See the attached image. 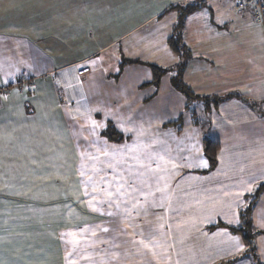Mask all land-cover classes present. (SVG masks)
<instances>
[{
	"label": "crops",
	"instance_id": "crops-1",
	"mask_svg": "<svg viewBox=\"0 0 264 264\" xmlns=\"http://www.w3.org/2000/svg\"><path fill=\"white\" fill-rule=\"evenodd\" d=\"M87 2L88 7L83 2L80 9L78 0L74 1V5L70 4V11L73 24L89 26L91 39L108 40V34L96 37L93 33H96V28L99 34L103 33L101 25H106L110 20L109 15L121 18L123 12L126 13L129 7L135 6L142 17L138 23H132L134 26L123 29L119 38H111L109 43L95 49L93 54L67 64L81 65L85 60L90 62L91 56L95 57V53L111 49L117 40H120V44L123 43L118 50L125 51L126 56H129L121 59L119 55L120 62L116 69L109 68V64L106 68L107 62L98 60L96 65L88 63L87 76L83 70L78 71L77 76L82 77V90L90 109L87 115L81 117L82 120H91L89 127L95 122H111L113 128H118L119 133L128 138L111 145L120 151L125 149V154L145 151L150 148L147 144L152 141L157 142L158 150L164 146L160 152H169L171 148H175L176 140H179L177 148L184 152L180 154V159H183L175 160L176 164L174 160L167 159L169 168L172 165L179 167L178 173L173 174L172 181L170 179L167 185L165 208L158 212L168 223L165 241L167 252H156L148 256H144L142 252L141 255L134 256H110L104 260V264H264V187L259 190L264 185V25H257L260 23L254 20L253 6H247L238 12L235 10L236 0H203V6L186 19L183 41L191 52V59L183 74L185 84L200 97H230L220 102L212 114V119H224L230 126L207 125L204 128L201 123L199 127L189 125L192 113L185 110L186 106L182 107V104L188 103L174 83L177 75L175 68L181 60L168 43L179 20L174 8L196 1ZM59 4V7L58 4L53 6L56 12L49 13L48 0H0V90L3 91L0 93V135L6 133L10 136L9 139L14 133L13 129L1 131L2 119H6L7 127H11L14 119L24 115L22 111L27 101L38 104L39 115L41 103L37 99L43 95L41 92L45 85H52V94L57 95L55 75L64 67L53 66L47 40L55 37V34L61 36V40L64 39V31L59 28V33L57 30L49 32L47 25L64 23L61 17L65 6L64 3ZM146 7L150 8L148 14L144 10ZM88 8L92 17L84 16L82 20L75 18V15L79 16L81 11ZM53 16L55 19L51 23L49 17ZM124 17L127 20L128 16ZM93 25L95 28L92 29ZM78 27L71 32L78 33ZM89 50L93 51L91 48ZM143 51L147 58L142 61L139 53L143 55ZM218 51L222 54L230 53V56L223 60L218 57ZM238 54H245L246 57L241 63L235 62L234 69L233 60ZM153 66L169 71L159 85H149L153 80ZM92 71L100 72L98 81L91 80ZM231 72L233 80L228 76L221 78V82L215 78L221 76L218 74ZM144 73L149 76L146 81L143 79ZM125 75L131 77L123 79ZM33 92L35 97L30 95ZM64 103H70L71 107L76 104L73 98ZM62 106L59 125L69 139L71 130L76 132L82 128V123L76 129L80 118L73 117L67 107L64 104ZM224 106L234 107V112L222 111ZM206 110L203 102L199 103L198 118H204L208 113ZM24 116L23 120L28 124L30 118ZM39 119L43 126L45 121L51 122L52 119L57 120V117L51 112L42 114ZM178 119L184 120V126L179 129L170 127V123L174 124ZM186 136H191L187 142ZM44 137L43 147L46 144L49 146L50 158L55 165L56 159L52 153L58 150L61 139L53 137L49 140L48 135ZM205 138L219 143L218 160L213 168L203 153ZM142 140L143 145L140 144ZM10 143L7 139L0 145L2 164L7 156L4 151L10 147ZM72 146L74 147L73 143ZM77 149L78 147L75 148L76 152ZM193 152H199L201 158L192 157ZM186 156L190 159L187 160ZM129 159L127 155L123 164L132 163L133 160ZM62 162H57L61 168ZM168 174L171 176L172 171ZM37 177V184L46 180L45 176ZM37 188L38 193L45 192ZM30 198L27 208L17 215L23 216L21 220H28ZM247 214L248 221L244 220V215ZM30 223L36 226L33 230L44 229L38 219ZM182 226L185 228L183 235L176 237L174 228ZM242 229L249 230L254 235L251 247ZM28 231L29 228L24 230L25 233ZM158 248L160 249L159 246L156 249ZM3 263L19 264L14 257H10V261L8 258L3 260Z\"/></svg>",
	"mask_w": 264,
	"mask_h": 264
},
{
	"label": "rangeland",
	"instance_id": "rangeland-1",
	"mask_svg": "<svg viewBox=\"0 0 264 264\" xmlns=\"http://www.w3.org/2000/svg\"><path fill=\"white\" fill-rule=\"evenodd\" d=\"M48 1L49 13L56 12L53 7L55 4H58L59 7V3H64L65 6L61 17L64 23H52L55 19L53 16L49 17V22L52 24L47 25L49 32L57 30L59 33V28L64 31L62 34L64 39L61 40V36L55 34V37H50L47 40L53 66L64 67V69L55 75V80L58 83V88L57 85L55 86L57 95L52 94L54 89L51 88L52 85L48 84L41 92L43 95L38 97L37 102L41 103L39 115L37 114V103L34 105L31 101L25 102L22 112L30 118L28 124L23 120L24 115L19 119H14L11 127H7L6 119L1 120V125L3 124L1 131L11 128L14 133L11 135V139L6 133L0 135L1 146L7 139L11 141L10 147L4 151L5 154L7 153L4 164L0 162V165L3 166L0 167V264L7 258L10 261V257L17 259L19 264H51V262L56 264H104V260L109 259L110 256H134L141 252L144 256H148L154 255L156 252L157 254L167 252L165 241L167 240L168 223L165 217L159 216L161 213L158 212L163 211L164 203H167V199L164 197L168 195L169 180L172 181L173 174H177L179 171V167H175V165L169 168L167 159L174 160V162L183 159V157L180 159V154L184 152L177 148L179 140L175 141V148H171L169 152L166 150L160 152L164 146L158 150L157 142L152 141L147 144L150 148L145 151L125 154V149L120 151L119 148L115 149L111 145L115 141L128 139L124 134L119 133L118 128H115V132L111 122L106 124L95 122L89 127L92 121L82 120L81 117L87 115L90 109L82 90L80 80L82 77L77 76L78 71L83 70L87 76L88 63L96 65L98 60H105L106 68L109 64V68L116 69L117 63L120 62L119 55H121V59L129 58L125 51L118 50L123 45V43L120 44V40L115 41L110 47L111 49L95 53V57L93 55L89 58H92L90 62L85 60L81 65H67L93 54L95 49L98 50L112 39L119 38L123 34V29L134 26L132 23H138L141 19L139 9L135 6L129 7L126 13H122L121 18H118V15L116 17L109 15L108 22L110 23L101 25L103 33L99 34L97 28L96 33H93L96 37L108 34L106 38L108 40H100L91 39V32L88 33L89 26L72 23L70 4L74 5L76 0ZM87 1L89 0H78L79 8L81 9L83 2L88 7ZM222 1L226 2L227 0ZM144 10L148 14L150 8L146 7ZM124 15L128 16L127 20ZM79 16L75 15V18L78 17L82 20L84 16L92 17V14H89L88 8L81 11ZM257 25L262 26L261 24ZM77 27L78 30L80 29L77 31L78 33H72L71 31ZM93 28H95L94 25ZM104 31L106 32L104 33ZM89 48L93 51H90ZM212 52L214 53V51ZM217 55L225 60L230 56V53L222 54L218 51ZM139 57L142 61L146 60V52L143 51V55L139 53ZM245 57V54L235 55L234 69L235 62L241 63ZM104 73H106L105 70ZM218 75L221 76L215 78L220 82L224 76H228L232 80L234 77L232 72ZM99 76L100 72L92 71L90 74L93 82L98 81ZM130 77L125 75L123 79ZM147 78L149 76L144 73L143 79L146 81ZM1 92L3 91L1 90ZM30 95L31 97L36 96L34 92ZM67 98H73L75 103L80 102L71 107L70 103H64L68 100ZM184 99V101L188 100ZM199 103L201 102L193 100L190 101V104H182V107L186 106L187 112L192 113V118L188 119L191 127H199L200 123L204 128L207 125L230 126L229 122L224 119H212L215 109L213 107H216L213 103L210 104L209 109L207 108V115L202 119L198 118L200 116ZM62 104L67 107V111L73 117L80 118L77 121L76 129L82 123V128L76 132L71 130L72 142L70 137L69 139L65 137V132L59 125V118L63 111ZM176 106L179 109V106ZM221 110L233 113L234 107L224 106ZM51 112L53 116L57 117V120L45 121V125L41 126L42 121L39 117L44 113ZM97 116L99 115L97 114ZM173 123H170V127L174 126L175 129L184 126L183 119H178ZM45 135H48L49 140L53 137L57 140L61 139L59 146L57 145L58 150H54L52 153L56 159L55 165L52 164L50 158L49 146L46 144L43 147ZM190 137L186 136V142ZM162 140L160 139V141ZM142 142L143 140L140 144L143 145ZM155 144L156 148H154ZM76 147H78L77 152L75 151ZM127 155L130 157L129 160L133 161L125 165L123 160L127 158ZM186 157L187 160L190 159V157ZM192 157L201 158V155L199 152H193ZM57 162H62V168ZM169 171H172L171 176L168 174ZM38 175L45 176L46 180L37 184ZM35 186L45 192L38 193V188ZM28 197H32L30 198V212L28 220L24 221L21 220L23 216L18 217L17 215L27 208ZM34 219H38V223L44 225V229L33 230V227L36 228V226L30 222H33ZM28 228L29 231L25 233L24 230ZM174 230L176 231L174 235L178 237L183 235L185 228L182 226L174 228ZM169 235H171L170 232ZM158 246L160 249H156Z\"/></svg>",
	"mask_w": 264,
	"mask_h": 264
},
{
	"label": "trees",
	"instance_id": "trees-1",
	"mask_svg": "<svg viewBox=\"0 0 264 264\" xmlns=\"http://www.w3.org/2000/svg\"><path fill=\"white\" fill-rule=\"evenodd\" d=\"M196 2L193 4H183V5H177L174 10L178 13V23L175 26L174 34L169 39L168 43L170 48L178 55L181 62L179 65L175 68L177 71V75L175 77V86L176 88L185 96L187 100V103L190 104V101L195 100L203 102L204 107L209 109V106L211 103L215 104L217 107L220 102H223L226 99H229L230 97H200L194 94L192 89L185 84L183 80V74L185 71V67L187 62L191 59V52L188 51L184 41H183V28L185 27L186 19L191 16L194 12L199 10L204 2L203 0H195ZM264 3V0H261ZM153 70V80L149 85H159L161 79L168 74V70H164L157 67H152ZM186 108V107H185ZM215 108V107H213ZM207 109V110H208ZM115 132L116 129L114 128ZM114 132V131H113ZM204 146L205 151L204 154L206 158L209 160L211 168L215 167L217 160H218V152H219V143L211 141L207 138L204 139ZM264 187L262 185L259 190H261ZM246 221H248V214L244 215ZM249 225V223H247ZM245 226L246 228L248 227ZM237 230V229H236ZM242 232L244 233V236L251 247L253 245V239L254 235L251 234L249 230L242 229Z\"/></svg>",
	"mask_w": 264,
	"mask_h": 264
},
{
	"label": "built area",
	"instance_id": "built-area-1",
	"mask_svg": "<svg viewBox=\"0 0 264 264\" xmlns=\"http://www.w3.org/2000/svg\"><path fill=\"white\" fill-rule=\"evenodd\" d=\"M250 5L254 8V20L264 25V3L261 0H236L235 10L240 12Z\"/></svg>",
	"mask_w": 264,
	"mask_h": 264
},
{
	"label": "snow or ice",
	"instance_id": "snow-or-ice-1",
	"mask_svg": "<svg viewBox=\"0 0 264 264\" xmlns=\"http://www.w3.org/2000/svg\"><path fill=\"white\" fill-rule=\"evenodd\" d=\"M106 230V229H105Z\"/></svg>",
	"mask_w": 264,
	"mask_h": 264
}]
</instances>
